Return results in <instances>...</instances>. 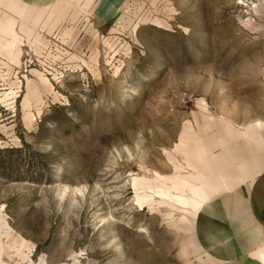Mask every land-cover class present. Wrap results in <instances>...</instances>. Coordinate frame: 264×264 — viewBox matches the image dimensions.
<instances>
[{"label": "rangeland", "instance_id": "374dc122", "mask_svg": "<svg viewBox=\"0 0 264 264\" xmlns=\"http://www.w3.org/2000/svg\"><path fill=\"white\" fill-rule=\"evenodd\" d=\"M93 1L0 0V264H224L200 215L264 170V0Z\"/></svg>", "mask_w": 264, "mask_h": 264}, {"label": "crops", "instance_id": "0c3cea01", "mask_svg": "<svg viewBox=\"0 0 264 264\" xmlns=\"http://www.w3.org/2000/svg\"><path fill=\"white\" fill-rule=\"evenodd\" d=\"M54 1L12 0L10 6L20 15L28 17L34 11L51 13ZM125 2L94 0L96 22L100 24L103 21L106 25L113 22ZM40 27L41 32L50 34L46 27ZM26 39L34 40L30 37ZM255 165L254 160L250 161L249 167L240 172L242 175L236 184L230 181L233 178L228 173L230 178L226 189L249 180L240 188L220 194L201 210L203 243L224 264H263L258 252L264 246V170L257 169Z\"/></svg>", "mask_w": 264, "mask_h": 264}, {"label": "built area", "instance_id": "2783aa9c", "mask_svg": "<svg viewBox=\"0 0 264 264\" xmlns=\"http://www.w3.org/2000/svg\"><path fill=\"white\" fill-rule=\"evenodd\" d=\"M46 35L44 31L40 32L39 39L29 41L28 39H23L21 43V47H25V51H23L22 48V54H26L29 58L33 55H37V53H41L42 56H48L50 53V50L48 49L47 43L43 45V42L46 40ZM5 59V57L0 54V63L2 60Z\"/></svg>", "mask_w": 264, "mask_h": 264}]
</instances>
